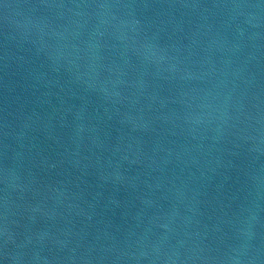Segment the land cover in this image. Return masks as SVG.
<instances>
[{"label":"water","instance_id":"obj_1","mask_svg":"<svg viewBox=\"0 0 264 264\" xmlns=\"http://www.w3.org/2000/svg\"><path fill=\"white\" fill-rule=\"evenodd\" d=\"M0 264H264V0H0Z\"/></svg>","mask_w":264,"mask_h":264}]
</instances>
